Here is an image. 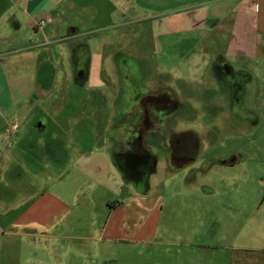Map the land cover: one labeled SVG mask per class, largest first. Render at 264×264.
<instances>
[{
	"label": "crops",
	"instance_id": "obj_1",
	"mask_svg": "<svg viewBox=\"0 0 264 264\" xmlns=\"http://www.w3.org/2000/svg\"><path fill=\"white\" fill-rule=\"evenodd\" d=\"M102 1L0 0V136L11 163L6 172L12 180L6 205L14 203L1 218L0 236L38 241L0 249L3 257L23 254L22 259L6 264H264V174L258 192L261 205L255 210V198L249 196L253 181L241 179L237 170L248 155L236 151L204 160L210 150L204 144L206 137L191 127L201 125L200 110L207 108H214L215 119L225 114L230 121L264 125V100H256L264 97V0H120L121 5L108 0L111 10H104ZM194 7L211 8L212 16L208 13L199 27H207V20L213 18V28L221 35L228 33L223 51L220 42L215 43L213 93L206 94L204 89L201 95L202 89L187 94L189 86L194 91L201 85L196 82L186 87L177 80V88L171 84L173 78L163 62H173L172 51L159 56L155 50L156 62L148 58L156 73L153 82L168 86L186 109L175 117L173 129L190 135L194 148L187 158L179 161L173 149L159 146L152 147L145 161L128 155L120 145L123 135H116L122 119L113 110L115 104L81 101L77 104L80 114L65 118L70 128L63 126V117L56 116L53 134L33 130L32 108L63 107L60 99L51 105L31 99L38 84L42 91L56 85L49 81L61 69L57 56L59 64L69 60L71 76L80 69L86 71L90 84L95 69L100 79L106 71L111 74L119 68V53L112 46L106 48L105 26L95 25L96 19L118 15L126 23L129 12L159 16ZM43 18L45 25L38 27ZM230 59L237 60L238 66ZM80 60H84L83 68ZM255 76L263 77L261 86L255 84ZM2 93H8L6 99ZM95 107L103 110L95 112ZM214 130L215 135L220 131L217 126ZM72 155L92 163L94 176L70 167ZM27 160L32 168L37 166L31 172L39 176V183L56 175V181L37 196L28 194L24 185L22 192L18 189L22 176L16 170L22 172L17 167L20 162L24 167ZM212 168H218V182L199 181V175ZM261 169L264 173V159ZM186 174L182 188L184 194L195 196L198 210L185 218L192 219V224L183 219L185 227L166 228L172 207L168 197L183 194V190L171 191L179 189L177 180ZM207 205L214 211L207 213ZM12 218L5 230L3 222Z\"/></svg>",
	"mask_w": 264,
	"mask_h": 264
},
{
	"label": "rangeland",
	"instance_id": "obj_2",
	"mask_svg": "<svg viewBox=\"0 0 264 264\" xmlns=\"http://www.w3.org/2000/svg\"><path fill=\"white\" fill-rule=\"evenodd\" d=\"M102 1V0H101ZM116 5H121L120 0H111ZM108 0H103L102 4L104 6V10L112 9L111 4H107ZM198 6V5H195ZM213 8V7H212ZM110 9V10H111ZM109 10V11H110ZM189 10V9H188ZM185 9H178L175 11H170L169 13H165L163 15H157L152 16L150 13L143 14L138 11L137 15H132L131 12H129L128 17L129 18L126 23H124V17L116 16V18L108 19V17L105 18H98L96 19L95 25L98 26H105L102 29V32H105L106 38L105 41H107L106 48L108 46H112L114 51L123 53V57L128 56L131 61L129 62H138L142 64L144 67L148 70V58L154 59V62H156V58L154 56L155 50L159 51V56H165V54L169 51H172L175 55V59L166 64V62H163L164 68L166 70L169 68L171 77L173 78L171 84H175V87L177 88V80H180V83L187 84L186 87L189 84L197 83L201 84L197 87L194 91L191 89L192 87L189 86L187 94L192 95L193 93L197 92L198 90L203 91L200 93L202 95L205 94L204 89H206L207 93H213V89L215 87V80L214 75L212 72V65H213V55L217 53L215 48V43L217 40L220 42V49L223 51L227 47V40H228V33L226 32L225 35H221L219 31H216L212 24H214V19L210 18L208 19L207 27H199L200 25H204V23L200 22V20L204 19L205 16L211 14V8H199L194 7L193 10L188 11ZM196 11V12H193ZM115 24V25H111ZM120 26V27H119ZM219 32V34H218ZM103 46V45H102ZM55 48V47H54ZM95 51V50H94ZM187 56L184 60V62L178 61L179 57ZM96 66L98 65V58L94 57ZM55 61L58 62V67L61 68L57 71V76L52 75L50 77V83H56V85L51 86L49 90L42 91L40 90V85L38 84L37 89L31 97L32 100H47V104H55V101L57 99L60 100H68L72 98H89L92 94V91L87 92H69V88L73 86V78L70 74V67H69V60L64 59V62L59 64V58H55ZM172 62V63H171ZM230 62L235 63L237 66L239 62L235 59H230ZM56 63V62H55ZM54 63V67L55 64ZM172 64V66L169 67V64ZM252 63L251 67H255ZM130 63L127 65H124L125 67H129ZM124 67V68H125ZM130 72L133 70V65L131 66ZM150 68V66H149ZM149 71V70H148ZM85 72H83V76L80 77V80L78 81V84L84 85L86 83L85 81ZM93 77L92 81L93 84H98V86H104L106 89L108 87H111V82H107L109 77V72H105V80L107 83L99 84L98 82V72L99 69H95L93 71ZM111 72V71H110ZM117 70H112V73L116 74ZM48 80V79H47ZM124 80L121 78H115L114 79V87L112 88V91H110L111 95L114 97L117 96L118 88H120V85H124ZM129 81L131 83V86L134 87H141L146 88L148 87V81L146 79H143V81L139 80L137 77H131L129 78ZM255 84L261 86L263 84V77L262 76H255ZM81 87V86H80ZM110 88V90H111ZM62 90V91H61ZM67 90V91H66ZM187 90V89H186ZM199 93V92H198ZM8 93H2L1 96H3L4 99H6V95ZM101 97L108 99V92L105 93L104 91H100L99 94ZM195 95V94H193ZM92 97V96H91ZM122 97L124 100L129 101L133 100L135 98V94L133 92L127 91L122 92ZM148 99V97H146ZM257 101L261 102L264 100V97L260 95L256 98ZM50 104V105H51ZM53 110L52 112H50ZM262 111V109H259ZM39 112V111H47L51 114H53V118L60 117V110H54L53 108H32L31 112L34 116L33 112ZM226 113V111H224ZM0 115H2L0 113ZM36 115V114H35ZM38 115V114H37ZM200 115L202 119V123L200 126H191L192 128H196L200 131V133H203L205 135L206 139L204 140V144H206V147L210 149L206 156H204V160L207 158H214L216 156H221L224 154H229L231 152H245L248 156L245 157V160L243 162V166L238 168L237 170L240 172L241 179H244V177H247L249 180L253 181L249 185V196L253 195V198H255V210L260 207L261 202L258 201V192L263 186V180H261L263 173V170L261 169V165H263V159H264V125L261 124L259 126H250L247 124H242L237 120L231 119H225V114H223L222 118L218 117L215 119L214 117V108L213 109H202L200 110ZM3 116V115H2ZM6 118H14L10 114H5ZM237 122V123H236ZM53 123V122H52ZM64 127L70 128V125L68 122H65ZM219 127V133L215 135V128ZM37 131V130H36ZM48 133H54L55 130H48ZM0 151L3 153L0 156V221L1 218H5L6 210H9L8 208L13 207L14 203L8 207L6 205V196H7V189L11 185L10 183V177L8 176L6 172L9 171L10 164L7 162V157H5L6 147L3 139V135L0 136ZM72 155V158L69 159V166L70 167H80L89 173H92V163H88L86 158H80ZM25 166L23 167L22 162L19 163V166L17 168L22 169V172H19V169L16 171L18 172L19 176H22V178L18 181V189L22 192L23 186L25 187V190L28 194L30 192H33L35 194L34 196H37L38 193L48 185H51L53 182L56 181V175L52 173L45 179V182H38L39 176L34 175L31 172V169L38 170L37 166H34L32 168L31 165H28L25 161ZM30 163V162H29ZM17 162L15 161L16 165ZM94 176V175H93ZM187 174L185 177L181 180V177L179 180H177L179 183V189H174L171 191L172 194H175L178 190H183V194L181 191V196H175V197H168L170 199L172 207L168 208L169 216L166 219L164 226L169 229H177V228H183L185 227L183 223L187 222L188 224H192V219H185V218H191L192 213L194 211H197L198 206L196 207L195 201L196 198L193 194H188L185 192L182 188V181L185 180ZM85 178V177H84ZM218 175V168H212L209 170L208 173L199 175V181L201 182H208L212 185H214L219 180ZM87 179V177H86ZM24 180V184L22 183ZM78 185L81 183L80 180H76ZM33 185V186H32ZM28 186V187H27ZM12 187V185H11ZM20 187V188H19ZM33 187V188H32ZM16 188V187H15ZM49 189V188H48ZM168 189V188H167ZM251 190V191H250ZM190 195V196H189ZM210 198V197H209ZM248 204H250V199L248 198ZM212 205H207L205 211H208L207 213H211L214 211L212 208L211 210L208 208ZM213 207V206H212ZM250 208V205H248ZM13 209H11L12 211ZM202 211V209H201ZM13 218L10 220H5L4 228L7 230L6 224H12ZM28 243L31 244H38V241L32 242L28 240H23L21 238H10V236H0V249H6L7 246L10 245H22L26 246ZM17 253H11L13 257H7L5 254L3 257L2 254H0V262L3 264H6L7 261L11 263H15L16 260L19 258H23V254L20 255V257H16Z\"/></svg>",
	"mask_w": 264,
	"mask_h": 264
},
{
	"label": "flooded vegetation",
	"instance_id": "obj_3",
	"mask_svg": "<svg viewBox=\"0 0 264 264\" xmlns=\"http://www.w3.org/2000/svg\"><path fill=\"white\" fill-rule=\"evenodd\" d=\"M119 68L117 72L108 74V80L103 77L98 79L99 84H104L111 82L114 84L115 78H121L124 80V85H120V88L116 89L118 92L117 96L111 95V87L107 89L104 86H98V84H90L87 81V76L85 75L86 83L84 85L78 84L80 77L83 76V69H80L77 74L72 76L73 86L69 88V92H87L92 91L89 98H72L66 100H61L63 107L58 110L61 111L60 117L64 118V122H67L65 118L72 115L76 116L80 114V109L77 108V104L81 101H89L93 103H105L107 105H114V112L119 116L122 121L118 125L119 128L116 131V135H123L124 139L120 140V145L125 149L128 155H136L139 158H145L150 155L152 147L159 146L160 148H170L173 152L177 154V160L181 161L189 156V152L193 150L190 135L188 134H177L174 131V119L179 115L185 113V108L178 101L175 93L166 85H156L153 80L156 78L155 74L151 69V62L148 63L147 67H144L138 62L131 61L128 56L123 57V53L118 52ZM128 63L133 65V70L131 66L125 67ZM81 68L85 65L84 60L79 61ZM150 66V68H149ZM125 67V68H124ZM137 77L139 80L143 81L146 79L148 81V87H134L131 86L129 78ZM107 80V82L105 81ZM90 84V85H88ZM81 86V87H80ZM111 88V90H110ZM62 91V90H61ZM67 91V90H66ZM100 91L108 92V99L101 97ZM133 92L135 98L133 100L126 101L122 97V92ZM92 96V97H91ZM148 97V99L146 98ZM57 110V109H54ZM93 111L101 112L102 107H95ZM51 110L50 112H52ZM34 115L33 118V130L39 131V133H44L48 130H55L53 114L47 111H39ZM59 117V118H60ZM36 118V119H35ZM53 122V123H52ZM53 148V146H52Z\"/></svg>",
	"mask_w": 264,
	"mask_h": 264
},
{
	"label": "built area",
	"instance_id": "obj_4",
	"mask_svg": "<svg viewBox=\"0 0 264 264\" xmlns=\"http://www.w3.org/2000/svg\"><path fill=\"white\" fill-rule=\"evenodd\" d=\"M46 21H47V20H46L45 18L40 19L39 22H38V27H42V26H44L45 23H46Z\"/></svg>",
	"mask_w": 264,
	"mask_h": 264
},
{
	"label": "trees",
	"instance_id": "obj_5",
	"mask_svg": "<svg viewBox=\"0 0 264 264\" xmlns=\"http://www.w3.org/2000/svg\"><path fill=\"white\" fill-rule=\"evenodd\" d=\"M263 201H264V195H263Z\"/></svg>",
	"mask_w": 264,
	"mask_h": 264
}]
</instances>
